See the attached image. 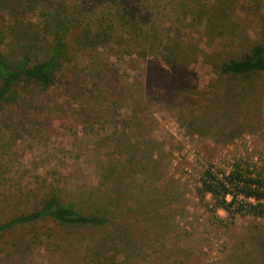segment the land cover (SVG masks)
I'll return each mask as SVG.
<instances>
[{
    "label": "rangeland",
    "instance_id": "374dc122",
    "mask_svg": "<svg viewBox=\"0 0 264 264\" xmlns=\"http://www.w3.org/2000/svg\"><path fill=\"white\" fill-rule=\"evenodd\" d=\"M97 1L79 4L89 28L106 25V6ZM129 2L155 39L137 41L132 58L112 45L99 50L119 87L110 76L95 82L82 73L86 91H96L82 102L70 98L63 79L46 93L21 84L0 109V223L33 211L50 190L111 221L66 228L40 221L4 231L0 264H264V217L226 208L201 186L211 168L227 177L238 166L264 180V76L218 70L264 45V0ZM37 15L30 2H5L6 59L19 60L17 35L36 34ZM117 33L133 40L131 31ZM137 80L143 88L130 97ZM95 99L102 103L96 117ZM95 190L99 196H89Z\"/></svg>",
    "mask_w": 264,
    "mask_h": 264
},
{
    "label": "trees",
    "instance_id": "16d2710c",
    "mask_svg": "<svg viewBox=\"0 0 264 264\" xmlns=\"http://www.w3.org/2000/svg\"><path fill=\"white\" fill-rule=\"evenodd\" d=\"M6 1L0 0V10L4 9ZM17 1L20 5L30 2L31 9L38 14V24L35 29L36 34L33 33V36L26 40L22 39L20 25L17 27L20 33L16 40L22 42L20 44L22 55L19 60L11 61L0 54V109L3 105L10 103L13 96L17 95V88L21 84L22 90L33 86L46 93L61 79L70 90V98L80 97L83 99L82 102H86L93 97L94 93L96 94V91H86L82 85L84 81L79 77L82 73L95 82L105 81L110 76V80L116 82L115 87H119L120 80L117 70L111 69L108 72V69H105L104 64L101 63L100 49L112 45L116 48L115 52L119 56L127 55L132 58L135 54L134 48L137 41L143 44V41L155 39L152 32L143 31V28L146 27L143 25L145 22H140L141 17L132 9L129 0H98L95 2V7L101 6V4L106 6L105 14L102 15L106 25L101 26L99 23L91 28L83 23L81 15L84 13V7L79 8L81 0ZM93 9H90L89 12L94 13ZM213 14L218 15L217 12ZM126 30L133 33L134 42L125 40V37L117 33ZM136 46H138L137 43ZM146 56H148L147 53L138 54L137 58L144 62ZM79 60L87 62L82 71L69 70L72 69L69 67ZM164 62L168 65L174 63L170 61V54L165 56ZM65 69L67 73L63 74ZM218 70L221 74L230 77H249L255 74L264 76V45L253 46L249 52L242 54L239 58L223 62L219 65ZM142 85V82L137 80L134 89L130 91L131 93L128 91L130 97L134 90L140 92L143 88ZM100 87L101 85H98L96 89H100ZM95 104V108L98 107V110L96 108L94 111L96 117L101 111L102 103L100 99H95ZM133 112L136 113V110L133 109ZM86 117L89 118L87 114ZM205 176V179L201 181L202 189L213 198H220L221 205H225L226 208H235L240 213L264 217V180L246 176L238 166L227 177L222 176L223 180L222 177L220 179L213 175L210 170L206 171ZM83 185L85 183H81V186ZM138 187L142 188V185ZM230 188L233 192L235 191L234 195H243L246 199L253 198L256 203L242 202L235 205L232 201L225 204V197L231 192ZM98 193V190L89 191V196L97 198ZM39 203L40 206L33 211L20 213L0 223V233L40 221H51L57 226L65 228L101 227L111 221V216H108L103 210L87 212L78 210L71 203H66L58 190H50Z\"/></svg>",
    "mask_w": 264,
    "mask_h": 264
},
{
    "label": "built area",
    "instance_id": "2783aa9c",
    "mask_svg": "<svg viewBox=\"0 0 264 264\" xmlns=\"http://www.w3.org/2000/svg\"><path fill=\"white\" fill-rule=\"evenodd\" d=\"M210 171H211V173L213 174V175H215L217 178H220L221 179V177H222V175H220V174H218L217 172H215V170L213 169V168H211L210 169ZM235 193H228L226 196L228 197V198H230L229 199V201L230 202H232V201H234V204L235 205H237V204H239V203H242V202H248V203H251V204H255L256 203V201H255V199H253V198H249V199H246V198H244V196L243 195H239V194H237V195H234ZM227 198V199H228ZM235 200H238L239 201V203H237V201H235ZM229 202V203H230Z\"/></svg>",
    "mask_w": 264,
    "mask_h": 264
}]
</instances>
